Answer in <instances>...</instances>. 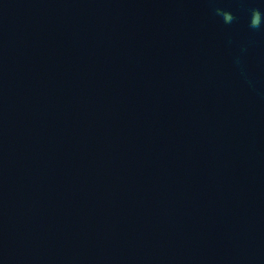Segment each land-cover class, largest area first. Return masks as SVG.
Segmentation results:
<instances>
[{"label":"water","instance_id":"water-1","mask_svg":"<svg viewBox=\"0 0 264 264\" xmlns=\"http://www.w3.org/2000/svg\"><path fill=\"white\" fill-rule=\"evenodd\" d=\"M0 264H264V0H0Z\"/></svg>","mask_w":264,"mask_h":264},{"label":"clouds","instance_id":"clouds-1","mask_svg":"<svg viewBox=\"0 0 264 264\" xmlns=\"http://www.w3.org/2000/svg\"><path fill=\"white\" fill-rule=\"evenodd\" d=\"M223 16H224L225 21H230L232 19L230 14L224 13ZM260 22H261L260 12L258 10H253L251 25L253 27H257V26H259Z\"/></svg>","mask_w":264,"mask_h":264}]
</instances>
